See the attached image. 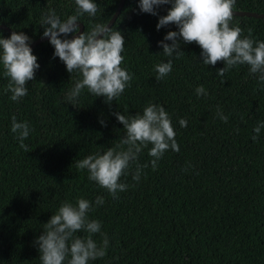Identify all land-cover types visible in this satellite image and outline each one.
Wrapping results in <instances>:
<instances>
[{"label":"trees","instance_id":"trees-1","mask_svg":"<svg viewBox=\"0 0 264 264\" xmlns=\"http://www.w3.org/2000/svg\"><path fill=\"white\" fill-rule=\"evenodd\" d=\"M93 2L97 13L79 17L81 32L104 25L119 0ZM138 3L123 0L109 25L125 38L120 67L132 77L111 105L87 89L68 103L81 77L53 58L48 38L31 47L40 67L18 101L10 98L0 64V264H41L34 240L62 204L75 206L79 199L92 204L88 219L101 224L92 239L98 245L105 236L109 241L106 255L89 264H264V128L252 139L257 123L264 122V81L248 65L217 75L223 62L203 64L195 43L181 42L184 54L178 58L164 56L157 42L177 28L157 30L156 24L171 4L153 16L140 12ZM76 8L75 0H0V23L33 40L43 33L45 14L54 10L65 20ZM233 10L264 13V0H235ZM230 27H240L241 38L264 42V17L233 14ZM10 35L0 27V38ZM169 59L172 71L157 81L155 66ZM201 85L207 95L197 97ZM149 104L165 108L180 150L166 151L153 170L151 145L142 149L120 178L127 189L113 198L76 162L120 150L123 125L112 113L135 116ZM13 116L30 125L23 141L27 151L11 131ZM143 165L134 181L132 173ZM98 196L103 205H95Z\"/></svg>","mask_w":264,"mask_h":264},{"label":"clouds","instance_id":"clouds-1","mask_svg":"<svg viewBox=\"0 0 264 264\" xmlns=\"http://www.w3.org/2000/svg\"><path fill=\"white\" fill-rule=\"evenodd\" d=\"M168 4L171 7L167 9L166 15L159 16L156 29L175 25L177 30L168 31L157 42L164 56L178 58L184 54L181 42L195 43L201 49L203 64L215 66L218 61L223 62L217 75L223 77L237 65H248L249 71L252 74L259 73V80L264 81V42L253 41L250 36L241 38V28L230 27L235 0H139L138 7L142 13L157 16L156 9ZM75 5L76 14L65 20H61L54 10L45 14L41 20L42 38L47 37L54 47L53 58L58 57L69 74L78 72L81 77L66 97L69 104L74 103L82 90L87 89L90 94L103 97L104 103L111 105L132 79L127 70L120 67L124 60L121 53L124 51L125 38L119 30L103 24L95 25L88 33L83 31L76 35L79 17L84 13L94 17L98 9L93 0H75ZM31 42L29 36L17 31H13L8 38H0V64L4 75L9 78L8 89L12 93V101H18L27 94L26 84L34 80V73L40 67L29 46ZM155 71V79H163L172 71V60L157 64ZM195 94L200 97L206 96L207 92L201 85L195 89ZM112 114L123 125L124 135L117 146L120 150L108 148L102 154L89 155L77 161L76 167L86 169L90 181L116 198L118 192L128 187L120 182L121 176L136 164L142 149L151 145L148 155L152 157L150 163L153 170L166 151L179 152L180 149L171 118L163 106L149 104L142 114L135 116L126 117L119 112ZM218 116L227 122L228 117L219 110ZM99 123L105 126L104 120ZM179 125L186 127L187 121L180 119ZM262 128L264 122H258L253 129L254 141ZM11 131L20 141V147L27 151L23 141L29 137L30 125L17 122L13 116ZM142 167L147 165L137 166L132 173L134 181L140 179ZM103 203V197L98 196L95 205ZM91 209L92 204L88 200L79 199L75 206L65 202L50 216L42 234L33 242L38 246L41 264H64L69 257L67 264H89V261L106 255L109 244L107 237L100 245L92 239L93 234L100 232L101 224L88 219ZM78 232L88 235L81 238L76 235Z\"/></svg>","mask_w":264,"mask_h":264},{"label":"water","instance_id":"water-1","mask_svg":"<svg viewBox=\"0 0 264 264\" xmlns=\"http://www.w3.org/2000/svg\"><path fill=\"white\" fill-rule=\"evenodd\" d=\"M122 3H123V0H119L117 6H116V8H115V10L113 11L112 15L108 18V20L106 21V23H105L104 25H110V24L113 22V20L115 19L117 13L119 12V9H120V6L122 5ZM232 11H233V14H239V15H253V16L264 17V13H258V12H254V11H247V10H233V9H232ZM77 24L79 25V29H78V32L76 33V35H79V33H80L81 30H82V23H81L80 21H78ZM0 27L7 29V30L10 32V34L13 32L9 27H7V26L4 25V24H1V23H0ZM46 38H47V37H43V38H42V35H41V36H38V37H36V38H34V39L32 40V42H31V44L29 45L30 48H31L33 45H35L36 43H38V42H40L41 40H44V39H46ZM68 38L71 39L72 36L69 35Z\"/></svg>","mask_w":264,"mask_h":264}]
</instances>
